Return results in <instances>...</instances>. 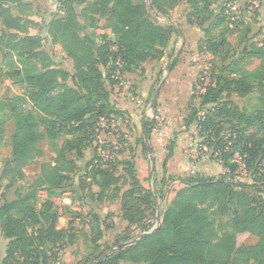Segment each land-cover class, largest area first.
<instances>
[{"label": "trees", "instance_id": "1", "mask_svg": "<svg viewBox=\"0 0 264 264\" xmlns=\"http://www.w3.org/2000/svg\"><path fill=\"white\" fill-rule=\"evenodd\" d=\"M180 1L153 0V5L167 14ZM184 1L194 9L192 14L196 17L194 20L188 15V24L204 29L210 36L212 27L210 31L207 26L213 16L210 9L219 0ZM61 2L67 16L52 20L48 32L52 42L60 43L73 60V74L53 66L50 54L43 50L41 36L12 34V39L7 40V43L14 41L4 52V69L7 70L3 71L10 78H23V83L30 88L32 109L24 113L13 111L16 120L11 140L13 160L7 163L2 177L11 174L9 178L13 182L24 178V168L37 154L43 124L52 140L62 134L72 138L63 141L56 164L50 170H42L37 181L39 186L51 193L78 179L92 200L121 199L127 229L143 224L158 212L160 215V226L153 235L115 251L107 248L88 264H264V108L248 112L233 100V95L245 98L255 89L252 77L256 73L243 68L245 59L252 57L262 61L259 77L260 82H264V27L260 26L258 40L253 36L256 42L249 46L242 40L241 51L234 55L225 34L208 38L201 47L213 60L222 62L211 75L206 91L199 95V108H192L184 121L187 127L195 124L203 139L202 148L209 151V161L220 164L227 172L209 178H199V174L188 178L170 176L182 187L168 206L159 211L158 194L144 188L134 160L123 162L121 171L116 165L106 166L101 161L94 164L93 160L84 170H76V167L78 160L85 158L86 149L92 146L100 119L113 111L110 96L116 84L113 74L119 68L117 63L121 62L120 69L125 75L144 73L143 64L148 61L167 60L168 70L172 72L178 66V57L168 49L173 34H182L174 24L164 26L152 21L146 0H96L86 4L85 10L106 16L109 30L97 45L90 35H80L82 28L74 4H85L86 0ZM86 11L85 18L91 19L90 25L94 26V18H89ZM213 19L216 26L230 24L225 5ZM0 20L5 29L19 32L24 29L22 20L13 19L10 10L2 4ZM253 21L257 22L254 19L250 23ZM246 23L234 24L245 27V37L251 32L250 24ZM0 50H3L1 46ZM240 53L242 58L237 57ZM15 58L16 63H13ZM31 61L40 62L42 70L31 67ZM151 136V124L145 119L140 140L145 154L149 153L146 140L150 141ZM68 153L76 155L75 160L68 159ZM199 153L202 156L206 152L200 150ZM172 155L173 151H169L164 166ZM236 155L242 159L249 184L239 178L241 165ZM80 172L84 173L81 178ZM166 182L163 180L164 185ZM93 187L99 191L95 193ZM110 191L113 194L110 195ZM34 202L33 193L19 192L16 199L5 200L0 207L1 234L8 241L2 264H60V245L65 239L68 241L71 228H58L61 214L51 200L40 210L35 208ZM95 219L91 226L96 225V235L99 234L92 242L96 245L105 228L99 217ZM70 223L76 224L74 219ZM246 234L257 236V244L248 245Z\"/></svg>", "mask_w": 264, "mask_h": 264}, {"label": "rangeland", "instance_id": "2", "mask_svg": "<svg viewBox=\"0 0 264 264\" xmlns=\"http://www.w3.org/2000/svg\"><path fill=\"white\" fill-rule=\"evenodd\" d=\"M96 0H86L85 4H74L78 15L79 24L81 25L80 35L84 37L86 34L90 35L97 45L102 43L103 34L109 32L107 26V17L94 15L85 10L86 4L93 3ZM226 0H219L214 3L210 9V26L212 31L210 36H207L204 29H198L190 26L187 21L188 15L196 20L192 14L193 8L184 0L180 1L176 8L167 14L159 12L154 5L150 6V0H146L149 4V17L152 21L167 26L174 24L176 29L181 32L182 37L177 33L173 34L172 41L168 51L173 52L175 57H178V67L170 72L168 70L167 60L165 61H148L145 72H136L139 77H143L147 71L150 72L151 79L148 83L144 81L138 82L135 77L124 78L125 86L118 89L115 85L111 89L110 105L113 106V111L103 117L105 127L101 126V119L97 124L99 132L96 131V136L93 139L91 147L86 149V157L84 160H78L76 170H84L87 162L93 160V163L102 161L105 157L106 166L116 165L118 170H123V162L134 160L138 175L143 182L145 189L156 191L158 194V210L165 209L168 204L174 199L176 193L181 187L179 184H174L173 179H167L170 182L169 186L163 184L162 172L166 174V166L163 162L157 160V155L165 151L173 153L178 152V158L182 160V167L179 170H193L178 178H188L199 174V178L218 177V171L211 164H218L210 162L207 155V149L202 148L203 139L199 137L197 128L194 125L187 127L185 119L191 113L192 108H199L200 99L196 91L200 71L208 68L209 81L211 75L218 71L221 60H213V57L208 53H204L201 49L206 44L208 38H216L225 34L232 46L231 55H234L239 49L242 40L250 46L251 43L256 42V38L260 26L264 27V9L258 14L257 22H248L251 26V32L247 37L244 35V26L236 27V25H214V15L218 14L224 6ZM0 4L8 8L13 19L22 20L24 24L22 32L16 30L5 29L2 20H0V207L5 200L12 201L16 199V195L21 193L31 192L35 195V208L40 210L42 206L49 200L54 204L55 209L61 214L59 221L60 226L71 228L68 236L69 239L63 241L60 245V264H88V262L95 260V258L105 249L112 248L115 251L122 245H127L132 241L137 240L145 233L152 232L160 225L158 213L156 216L148 217L145 222L139 226H133L127 229V223L115 219L112 212H105L102 209L104 216L105 231L101 238L97 239L100 242L93 244V240L98 238L96 235V225L94 228L89 227L86 222L88 210L91 209L90 193L84 191L80 186L79 180L75 179L72 182L66 183L62 188L56 189L54 192L49 191L39 186L37 181L41 175L42 170H50L57 162L59 152L63 141L72 138L71 135L62 134L57 140H52L45 133V126L42 124L40 129L42 131L40 141L37 144V154L24 168V178L13 182L7 174V178L2 177V172L5 170L9 160L12 158L11 140L16 129V120L13 111L24 113L31 110L32 105L29 102L30 88L23 83V78H10L5 74L7 68L4 69V52L13 45L12 41L7 43V40L12 39V34L23 37L26 34L32 36H41L43 38V50L49 53L53 66H59L73 74V60L65 53L62 46L58 42H52L49 35V24L54 19L66 18L67 14L61 0H18L11 2L9 0H0ZM89 18H94V26L90 25L84 14ZM247 18L242 17V20L247 22ZM193 20V21H194ZM195 22V21H194ZM246 23V24H248ZM26 26V27H25ZM206 28V27H205ZM259 38V37H258ZM257 38V40H258ZM7 43V44H6ZM243 54L237 57L242 58ZM16 63V58L13 59ZM179 67V64H181ZM30 66L37 67L42 70V65L38 61H31ZM243 68L251 73H256L252 81L255 84L253 92L245 98L233 95L234 102L240 107L246 109L248 112L259 111L264 108V82H260L259 72L263 70V63L259 58H247L243 64ZM5 70V71H3ZM261 75V74H260ZM175 77V78H174ZM71 86L72 82L68 81ZM140 83V85H139ZM174 84V85H173ZM159 91L155 101L153 97ZM194 96V97H193ZM171 124V138L164 144L158 145L151 140L153 160L149 153L145 154L142 149L140 140L143 137V124L145 119L148 120L152 127V132L156 127L155 117L164 112ZM203 113L201 114V116ZM102 141V152L96 151V145ZM100 150V148H99ZM200 150L206 152L205 155L200 156ZM74 154L68 153V159L75 160ZM199 164L200 171L193 168V165ZM203 164V165H202ZM220 165V164H219ZM221 166V165H220ZM176 167V165H175ZM222 167V166H221ZM163 170V171H162ZM217 170V169H216ZM224 172L226 170L223 169ZM153 172V173H152ZM80 172L79 176H83ZM153 174V175H152ZM240 179L246 183L251 181L244 175H239ZM177 178V177H176ZM127 188H124L126 190ZM45 192L46 197H41L40 193ZM89 192V191H88ZM66 193H71L73 198L72 206H60L56 203L57 199L64 196ZM113 192L110 191V195ZM264 196V195H263ZM163 197V200L160 198ZM98 208H100L98 206ZM101 211V209H100ZM75 220L76 224L70 223ZM80 220V221H76ZM227 220V219H225ZM101 222V220H100ZM90 230V235L87 233ZM93 230V231H92ZM95 232V233H94ZM67 236V237H68ZM245 241L248 245H255L259 241L257 236L246 234ZM96 247V248H95ZM3 246L0 243V252ZM67 249V252L65 250ZM74 251V253H71ZM98 262V261H97ZM96 263V262H95Z\"/></svg>", "mask_w": 264, "mask_h": 264}, {"label": "built area", "instance_id": "3", "mask_svg": "<svg viewBox=\"0 0 264 264\" xmlns=\"http://www.w3.org/2000/svg\"><path fill=\"white\" fill-rule=\"evenodd\" d=\"M225 15L230 20V24L234 25L235 23L242 20V17L247 18V22H250L254 19L257 21L258 14L261 13V11L264 9V0H226L225 1ZM245 22V21H244ZM205 53V52H204ZM119 68L114 72L113 79L116 81L115 87L120 89L125 86L124 83V74L121 72L120 67H122L121 62L119 61L117 63ZM209 76H208V68H204L200 71V75L198 78V83L196 86V91L198 94H203L207 86L209 85ZM167 109H164V112H160L156 117V127L152 132V141L158 145H164L170 138H171V124L166 116ZM101 126L105 127L106 124L104 123V119H101ZM97 132H99V128L96 129ZM95 131V136H96ZM95 136L93 138H95ZM102 141L99 142V144L96 145V148H98V152H100V155L103 154L102 152ZM100 148V150H99ZM236 161L240 163L241 167L238 170V173L240 175L247 176V171L245 170L244 165L242 164V159L236 155L235 157ZM107 162V159L105 157L102 158L101 163L103 165H106L104 163ZM264 172V170H262ZM227 172V170H226ZM41 197H46L47 194L45 192L40 193ZM56 203L60 206H72L73 204V198L71 193H66L64 196L57 199ZM76 221H80L77 220Z\"/></svg>", "mask_w": 264, "mask_h": 264}, {"label": "crops", "instance_id": "4", "mask_svg": "<svg viewBox=\"0 0 264 264\" xmlns=\"http://www.w3.org/2000/svg\"><path fill=\"white\" fill-rule=\"evenodd\" d=\"M146 65H147V62L143 64V66L145 68H146ZM181 65H182V63L179 64V67H181ZM128 77H135V78L138 79V82H141V81L145 80V83L146 82L148 83V80L151 79L149 71H147V73L143 77H139L137 73L125 74L124 75V78H128ZM139 85H140V83H139ZM85 155H86V151H85ZM166 159H167V154H165V151H163L162 153H159L157 155V160L159 162L161 161V162L164 163ZM182 160L183 159L179 160L178 152L177 153L176 152L173 153L172 157L168 160V162L166 164V168H167L166 174H164L162 172L163 179L165 178L164 175H166V180L169 179L170 176L174 177V178H176V177L178 178L179 176L183 177V175H185L188 171H191V173L194 174L193 170H179L182 167ZM175 165H176V167H175ZM199 166H200L199 164H197L196 166L193 165V168L196 169L197 171H200ZM211 167H215V171H218L217 172L218 174H222L224 172L223 168L219 164H211ZM187 174H189V173H187ZM166 183H167L166 184L167 186L170 185V182L167 181ZM174 184H179L182 187V185L176 180L174 181ZM181 187L179 189H181ZM93 191L95 193H97L99 191V189L97 187H93ZM91 201H93V202H91V204H89V205L92 206V207H91V209L89 208V210L87 212L88 215L86 217L87 218L86 222L89 223V227H91V225H93L95 223V220H96L95 217H99L101 222H103L104 221V216H105V218L108 217V215H103L105 212H112L115 215V219H117V220L119 219L121 221H124L123 213H122V201H121V199H109V198H106L103 201H98L96 199H93V200L91 199ZM98 206L100 208H98ZM100 209H101V211H100ZM102 209L105 212L104 211L102 212ZM124 222H126V221H124ZM127 227H128V223H127ZM58 228L59 229H64V228H68V226L63 227V226L58 225ZM88 234L90 235V230L87 233V235ZM0 243L3 246V249L0 252V264H2L3 259L5 258V255H6V248H7L8 241L2 236L1 229H0ZM65 252H67V249L65 250ZM71 253H74V251H72Z\"/></svg>", "mask_w": 264, "mask_h": 264}, {"label": "water", "instance_id": "5", "mask_svg": "<svg viewBox=\"0 0 264 264\" xmlns=\"http://www.w3.org/2000/svg\"><path fill=\"white\" fill-rule=\"evenodd\" d=\"M152 5H153V0H150V6H152ZM158 93H159V91H157V92L155 93V95H154V97H153V101L156 100V98H157V96H158ZM146 143H147V145H148V147H149V155H150L151 159L153 160L152 146L150 145V143H149L148 140H146ZM158 218H159V221H160V223H161L160 215H159V214H158ZM159 226H160V225H159ZM157 229H158V228H157ZM157 229L153 230L152 232L145 233V234H143L142 236H140L137 240L132 241V242H130V243L127 244V245H122V246L118 247V248L115 249V250H118V249H121V248H125V247L132 246V245L138 243L139 241H141L143 238H145V237H147V236H151V235H153ZM113 251H114V250H113Z\"/></svg>", "mask_w": 264, "mask_h": 264}]
</instances>
